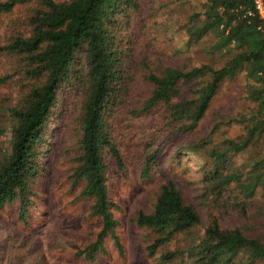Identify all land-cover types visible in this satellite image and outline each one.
<instances>
[{
  "label": "trees",
  "instance_id": "trees-1",
  "mask_svg": "<svg viewBox=\"0 0 264 264\" xmlns=\"http://www.w3.org/2000/svg\"><path fill=\"white\" fill-rule=\"evenodd\" d=\"M160 9L167 21L156 19ZM0 22V55L14 68L0 83L20 82L0 106V135L8 136L0 207L17 202L25 221L54 122L75 135L71 176L100 222L76 254L93 261L105 236L120 250L109 190L124 171L116 130L150 118L153 129L137 138L139 176L150 178L163 160L180 167V156L196 167L194 177L186 166L182 179L159 184L149 209L136 213L147 256L264 264V19L253 0H0ZM155 34L175 45L157 47ZM233 84L240 91L228 96L240 109L202 127Z\"/></svg>",
  "mask_w": 264,
  "mask_h": 264
},
{
  "label": "rangeland",
  "instance_id": "rangeland-1",
  "mask_svg": "<svg viewBox=\"0 0 264 264\" xmlns=\"http://www.w3.org/2000/svg\"><path fill=\"white\" fill-rule=\"evenodd\" d=\"M156 19L160 22L167 21L165 11L158 10ZM139 28L138 23H132V29ZM13 29H18V26ZM0 31H3L1 22ZM11 31L8 28L9 34ZM155 35L154 42L157 47L169 50L175 45L173 39L170 42L167 37ZM11 67L12 63H8L7 58L0 55V74L3 71L13 72ZM18 84L20 82L16 81V86ZM16 86L14 82L0 83V106L10 92L16 91ZM225 89L227 90L221 91L213 101L210 111L201 121L202 127L216 115L231 114L232 108L240 109L239 102L228 96L238 94L240 86L233 84ZM58 120L59 118L56 122ZM153 124L150 118H146L119 126L116 130L124 171L111 177L109 190L110 199L115 204L113 216L117 224L114 232L120 250L105 236L104 251L97 254L93 261L76 254L94 240L100 222L89 211L91 201L80 195L81 182L74 183L71 176L77 156L74 147L75 135L65 134L67 128L56 127L53 122L46 143L50 145L54 142V147L49 149L48 155L45 154L44 166L32 183L33 202L27 209L25 221L18 219L17 202L0 207V264H158L155 258L147 256L146 230L137 227L134 218L138 211L149 209L159 184L167 180L182 179L180 171L186 166L189 167V176L194 177L196 166L193 158L180 156V167L172 163L171 168L167 160H163L151 171L150 178H141L138 169L143 149L137 138L141 131L147 130V126H151L152 130ZM73 127L74 124L71 123L69 129L72 130ZM7 138L5 131L0 135V146Z\"/></svg>",
  "mask_w": 264,
  "mask_h": 264
},
{
  "label": "built area",
  "instance_id": "built-area-1",
  "mask_svg": "<svg viewBox=\"0 0 264 264\" xmlns=\"http://www.w3.org/2000/svg\"><path fill=\"white\" fill-rule=\"evenodd\" d=\"M253 4L255 9L258 11L262 19H264V13L262 10V0H253Z\"/></svg>",
  "mask_w": 264,
  "mask_h": 264
}]
</instances>
